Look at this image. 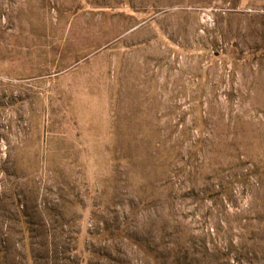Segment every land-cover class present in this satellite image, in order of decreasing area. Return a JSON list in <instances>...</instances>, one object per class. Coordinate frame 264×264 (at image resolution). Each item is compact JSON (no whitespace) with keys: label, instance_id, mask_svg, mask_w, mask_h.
Instances as JSON below:
<instances>
[{"label":"rangeland","instance_id":"obj_1","mask_svg":"<svg viewBox=\"0 0 264 264\" xmlns=\"http://www.w3.org/2000/svg\"><path fill=\"white\" fill-rule=\"evenodd\" d=\"M0 264H264V0H0Z\"/></svg>","mask_w":264,"mask_h":264}]
</instances>
